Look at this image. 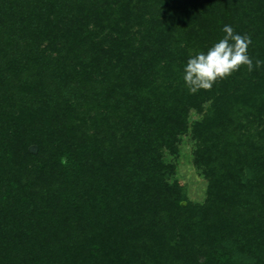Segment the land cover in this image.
<instances>
[{"label":"trees","instance_id":"obj_1","mask_svg":"<svg viewBox=\"0 0 264 264\" xmlns=\"http://www.w3.org/2000/svg\"><path fill=\"white\" fill-rule=\"evenodd\" d=\"M225 25L264 61V0H0V264H264V66L183 81Z\"/></svg>","mask_w":264,"mask_h":264},{"label":"clouds","instance_id":"obj_2","mask_svg":"<svg viewBox=\"0 0 264 264\" xmlns=\"http://www.w3.org/2000/svg\"><path fill=\"white\" fill-rule=\"evenodd\" d=\"M222 31V39L206 53L199 52L188 59L183 69V81L190 94L211 90L218 80L231 76L241 67H246L251 73L264 66V61H253L248 55V48L252 43L250 36L237 34L229 25H225ZM62 163H67L66 158Z\"/></svg>","mask_w":264,"mask_h":264},{"label":"rangeland","instance_id":"obj_3","mask_svg":"<svg viewBox=\"0 0 264 264\" xmlns=\"http://www.w3.org/2000/svg\"><path fill=\"white\" fill-rule=\"evenodd\" d=\"M164 1L168 2V0ZM190 115V120L200 118V116L193 112ZM192 149L193 141H190L187 137H183L179 145V155L177 159L172 160L176 165L173 179L182 187V191L186 194L187 200L190 203H202L205 199L207 182L192 163ZM1 174L5 177L3 171Z\"/></svg>","mask_w":264,"mask_h":264},{"label":"water","instance_id":"obj_4","mask_svg":"<svg viewBox=\"0 0 264 264\" xmlns=\"http://www.w3.org/2000/svg\"><path fill=\"white\" fill-rule=\"evenodd\" d=\"M29 150H30L32 153H35L36 150H37V148H36V146H31V147L29 148ZM182 206H185V204H182Z\"/></svg>","mask_w":264,"mask_h":264}]
</instances>
